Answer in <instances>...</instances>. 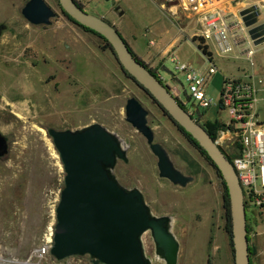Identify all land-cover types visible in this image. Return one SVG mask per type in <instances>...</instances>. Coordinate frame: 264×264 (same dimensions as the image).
Listing matches in <instances>:
<instances>
[{
  "label": "rangeland",
  "instance_id": "1",
  "mask_svg": "<svg viewBox=\"0 0 264 264\" xmlns=\"http://www.w3.org/2000/svg\"><path fill=\"white\" fill-rule=\"evenodd\" d=\"M26 1L0 0V133L9 142L7 157L0 160V264H53L49 255L40 256L39 249L55 223L64 173L45 130H72L92 123L115 133L128 147L127 162L118 161L114 168L119 184L138 189L155 216L175 219L172 233L179 240L177 264H233L225 231L223 184L209 162L121 71L99 35L71 21L57 0H43L55 13L51 24L31 26L20 15ZM76 1L86 12L109 19L110 3ZM113 5L115 11L128 7L122 22L125 27H137L140 18L141 26L148 20L146 13L137 15V7L160 10L169 18L176 0H114ZM190 35L180 36L189 39ZM185 49L194 66L204 61L194 47ZM209 49L214 53L211 44ZM254 51V66H264V46L254 47ZM229 57L214 58L217 72L206 89L211 106L199 109L201 124L220 121L223 131L226 113H220L218 107L223 69L239 68L245 77L250 76L246 69L250 61ZM165 67L186 90L174 64ZM130 97L147 111L154 142L165 149L176 169L192 177L185 187L158 177L156 159L124 120L125 101ZM259 117L264 122V105L259 107ZM248 212L249 261L264 264V218L256 210ZM142 242L151 264H164L154 255L149 233L143 235ZM61 263L91 261L84 256Z\"/></svg>",
  "mask_w": 264,
  "mask_h": 264
},
{
  "label": "water",
  "instance_id": "2",
  "mask_svg": "<svg viewBox=\"0 0 264 264\" xmlns=\"http://www.w3.org/2000/svg\"><path fill=\"white\" fill-rule=\"evenodd\" d=\"M103 1L114 3V0ZM57 3L72 21L106 41L121 71L204 152L227 192L233 264H250L246 207L227 155L170 89L136 58L113 25L86 12L75 0H57ZM20 15L35 27L49 26L55 17L43 0H27ZM238 16L248 28L246 35L251 44H264V11L254 4L239 11ZM164 71L174 77L173 72ZM180 86L183 85L180 83ZM146 117L147 111L137 99H126L124 120L144 139L156 159L158 177L173 186L185 187L192 182V177L176 169L165 149L154 142ZM45 134L58 154L64 173L49 249L53 260L87 256L91 264H151L142 242L143 235L149 233L155 257L164 264H177L179 243L172 233L171 217L155 216L140 191L123 187L114 175L117 162H127L128 150L115 133L92 123L72 130L48 128ZM8 153L9 142L0 133V160Z\"/></svg>",
  "mask_w": 264,
  "mask_h": 264
},
{
  "label": "built area",
  "instance_id": "3",
  "mask_svg": "<svg viewBox=\"0 0 264 264\" xmlns=\"http://www.w3.org/2000/svg\"><path fill=\"white\" fill-rule=\"evenodd\" d=\"M169 16L181 36L185 37L187 31L194 26L190 31L189 40L194 38L193 42L197 43V47H201L199 51L206 59L205 66L194 69L188 64L180 63L175 55H171L169 60L184 78V93L191 103L192 111L207 109L211 103L206 96V89L217 69L210 56L202 53V48L211 42L220 54L244 49L249 58L252 49L245 47L247 41L251 44L246 35L248 28L244 27L239 16L238 23L235 24V20L223 9L221 0H176L175 8ZM235 25L238 27L235 28ZM157 77L162 80L158 75ZM255 84L264 87V75L253 80L252 76L245 77L242 74L238 78L223 81L218 107L220 113H226L227 122L223 125L224 131H217L214 141L230 157L243 193L245 207L256 210L264 218V123L258 120L255 112L254 103L258 92ZM173 96L185 108V99ZM223 141L228 142L232 149L224 145ZM231 150L235 155L230 156L233 154ZM51 245L52 232L44 239L39 249L40 256L49 255ZM53 264L62 263L53 260Z\"/></svg>",
  "mask_w": 264,
  "mask_h": 264
},
{
  "label": "crops",
  "instance_id": "4",
  "mask_svg": "<svg viewBox=\"0 0 264 264\" xmlns=\"http://www.w3.org/2000/svg\"><path fill=\"white\" fill-rule=\"evenodd\" d=\"M76 1V0H75ZM222 1V7L226 11V13L235 20V24L237 22L238 13L242 9H245L251 5H258L259 9L261 11H264V0H221ZM124 5V4H123ZM109 19L106 20L111 25H113L121 37L124 39V41L127 43L130 50L133 52V54L136 56L137 59H139L143 64H145L149 69L152 71H155L157 69L158 76L162 79L167 80L169 82V89L173 95L181 96L183 99H185V93H184V86H180V81L176 77H169L164 69H167L165 66L168 65L170 62L169 57L171 55H175L177 57V60L180 63L188 64L194 69H199L203 66H205L206 59L203 57L201 52L199 51L197 47V43L190 41L189 39L185 40L178 34L177 29L173 26V23L167 16L159 11H156L152 8L151 9H144V6L137 7V15L146 13L148 20H146V23L141 26L142 24V18H140L139 26L135 27H125V21L122 22L123 17L125 15V8L129 9L128 7L121 6L116 11L114 9V5L110 4L109 6ZM142 20V21H141ZM145 22V21H144ZM118 23L119 25H117ZM238 27L235 25V28ZM194 29V26L191 27L190 30L187 31L190 33ZM185 34V37L187 36ZM209 44L214 48V53L209 49ZM264 46V44H261ZM192 48L194 47L203 57L204 61L201 62L200 65L194 66L193 62L189 59V56H187V51H185L186 47ZM260 46V45H258ZM207 51L210 53V60L215 64V57L219 58H225L229 59V55L231 54L233 56V59H244L246 62L250 61V65L247 66V70L249 71V75L253 77V80L255 77H259L264 75V66L259 65L257 67L254 66L252 61V56L254 55V47L251 45L248 41L245 44V47H250L252 49V55L248 58L246 54L244 53V49L239 51L234 49L230 53L227 54H220L213 43L208 42L207 45ZM173 64V63H171ZM216 66V64H215ZM165 67V68H163ZM217 69V67H216ZM242 75V71L239 70V68H236L235 70H227L223 69L222 73V80L230 79V78H238ZM256 88L258 90L256 94V100L254 103L255 112L257 114V118L259 121H261L259 117V107L260 105H264V87H260L257 84ZM262 122V121H261ZM264 123V122H262ZM218 124H221L220 121ZM224 145L230 146V144L226 141H223ZM230 149L231 146H230ZM232 151V150H231ZM234 154L235 152L232 151ZM176 237V236H175ZM176 239H178L176 237ZM179 241V240H178Z\"/></svg>",
  "mask_w": 264,
  "mask_h": 264
},
{
  "label": "trees",
  "instance_id": "5",
  "mask_svg": "<svg viewBox=\"0 0 264 264\" xmlns=\"http://www.w3.org/2000/svg\"><path fill=\"white\" fill-rule=\"evenodd\" d=\"M78 3V2H77ZM78 5L81 6V4L78 3ZM82 7V6H81ZM68 17V16H67ZM69 18V17H68ZM70 19V18H69ZM71 20V19H70ZM72 21V20H71ZM74 22V21H73ZM106 42V41H105ZM107 44V43H106ZM108 45V44H107ZM109 46V45H108ZM110 48V47H109ZM201 47L198 46V49H200ZM130 49V48H129ZM133 53V52H132ZM202 53L206 54L207 56H210V53L207 52L206 47L202 48ZM139 60V59H138ZM140 61V60H139ZM141 62V61H140ZM142 63V62H141ZM165 114V113H164ZM166 115V114H165ZM203 126V128L206 130V132L209 134V136L214 140L217 131L220 128V125L218 124L217 121L215 122H208L206 121L205 123L201 124ZM177 127V126H176ZM180 132L185 136V138L188 140V142H190L195 148H197V150L205 157V159L207 160V162H209V164L211 165V167L216 171V173L218 174L217 170L213 167V165L211 164V162L208 160V158L206 157V155L204 154V152L202 150H200V148L196 145V143L189 137V135H187L186 133H184L182 131V129H180L179 127H177ZM227 158L230 160V158L227 156ZM219 176V174H218ZM223 184V182H222ZM223 208L225 211V231L229 237V240L231 239V223H230V215H229V202H228V197H227V192L225 189V186L223 184ZM246 209V223L248 221L247 215H249L248 209ZM246 229H247V224H246ZM231 242V241H230ZM231 245V244H230Z\"/></svg>",
  "mask_w": 264,
  "mask_h": 264
},
{
  "label": "flooded vegetation",
  "instance_id": "6",
  "mask_svg": "<svg viewBox=\"0 0 264 264\" xmlns=\"http://www.w3.org/2000/svg\"><path fill=\"white\" fill-rule=\"evenodd\" d=\"M154 73V72H153ZM156 76H157V74L156 73H154ZM162 81V83L165 85V86H167L168 88H169V85L164 81V79H162L161 80ZM185 101H186V104H185V110H188V111H190L192 114H191V116L193 117V118H195L199 123H200V120H201V117H202V115L200 114V112L198 111V112H196V110H194V111H192V109H191V103L189 102V100L187 99V96L185 95ZM201 124V123H200ZM153 248H154V245H153Z\"/></svg>",
  "mask_w": 264,
  "mask_h": 264
},
{
  "label": "bare ground",
  "instance_id": "7",
  "mask_svg": "<svg viewBox=\"0 0 264 264\" xmlns=\"http://www.w3.org/2000/svg\"><path fill=\"white\" fill-rule=\"evenodd\" d=\"M123 145L125 146V147H127L126 146V144L123 142ZM128 152V151H127ZM171 220H172V223H173V221H175V219H173V218H171ZM174 227V226H173ZM157 260H159V259H157Z\"/></svg>",
  "mask_w": 264,
  "mask_h": 264
}]
</instances>
